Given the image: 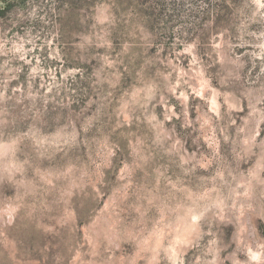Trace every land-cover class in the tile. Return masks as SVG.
<instances>
[{"label":"rangeland","instance_id":"374dc122","mask_svg":"<svg viewBox=\"0 0 264 264\" xmlns=\"http://www.w3.org/2000/svg\"><path fill=\"white\" fill-rule=\"evenodd\" d=\"M0 264H264V0H0Z\"/></svg>","mask_w":264,"mask_h":264}]
</instances>
